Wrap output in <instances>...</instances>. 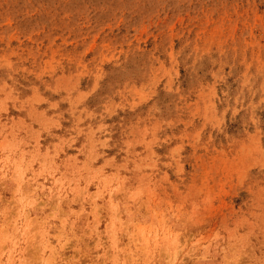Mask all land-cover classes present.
I'll return each mask as SVG.
<instances>
[{
	"label": "rangeland",
	"instance_id": "rangeland-1",
	"mask_svg": "<svg viewBox=\"0 0 264 264\" xmlns=\"http://www.w3.org/2000/svg\"><path fill=\"white\" fill-rule=\"evenodd\" d=\"M13 211L0 264L68 220L56 264H264V0H0Z\"/></svg>",
	"mask_w": 264,
	"mask_h": 264
},
{
	"label": "bare ground",
	"instance_id": "bare-ground-1",
	"mask_svg": "<svg viewBox=\"0 0 264 264\" xmlns=\"http://www.w3.org/2000/svg\"><path fill=\"white\" fill-rule=\"evenodd\" d=\"M23 155V154H22ZM39 155V154H38ZM23 160V159H22ZM32 160V159H31ZM46 164H44V163H40V164H37L36 166H32V167H29V166H27V167H25V168H30V169H35L38 173H45L43 170H40L39 168H41V167H43V166H45ZM56 165V164H55ZM44 168V167H43ZM38 169V170H37ZM23 170V169H22ZM25 174V171L23 170L22 172H20V176L21 175H24ZM90 175H91V173H90ZM64 176V179H65V175H63ZM57 178V177H56ZM110 179V178H109ZM56 181V180H55ZM70 182H71V179H70ZM69 183V182H68ZM18 184V183H17ZM65 185V184H64ZM64 185H58V187H55V189H56V191L57 192H61V191H64V190H67V188L65 189V186ZM18 187H19V184H18ZM17 188V187H16ZM36 189V188H35ZM69 189H73V190H78V189H83V190H85L86 191V187L85 186H82V187H79V186H76V185H71L70 186V188ZM19 190H20V195L22 196V198H21V200H22V202H24V203H27V199H26V195H24L23 194V192L21 191L22 189H21V187L19 188ZM33 190H34V187H33ZM17 191H18V189H17ZM27 192V191H26ZM30 193V192H29ZM14 199V198H13ZM17 200H18V198H16ZM16 199H15V201H16ZM19 200H20V198H19ZM14 202V201H13ZM59 204H60V202H61V199H59ZM16 203V202H15ZM21 203V202H20ZM30 203V201H28V204ZM94 203H96V202H94ZM32 204V203H31ZM55 205V204H54ZM54 205H53V208H54ZM11 206V205H10ZM9 206V207H10ZM94 209L96 208V207H93ZM90 210H93V209H90ZM5 211V210H4ZM3 211V212H4ZM20 211V210H19ZM75 211V210H74ZM96 211H97V209H96ZM14 212V211H13ZM28 212V211H27ZM15 213V212H14ZM13 213V214H14ZM48 213H49V211H48ZM53 213H55V216L56 217H58V210H55ZM53 213H52V215H53ZM92 213H93V211H92ZM98 213V212H97ZM96 213V214H97ZM13 214H11V215H9L10 217L8 218V220L6 221V222H8V221H11L10 223H8V230H6V228H5V230L7 231H5L4 230V227H3V231H5V232H2V235H0V236H5L6 234H11V235H14L15 237L16 236H19V234H20V232H21V225L20 224H22L23 225V223L22 222H20L19 221V217L21 216V214H22V211L21 212H18L17 211V213H15L16 214V216H13ZM25 214V217H26V215L28 214H26V213H24ZM51 215V216H52ZM86 215H87V213H86ZM93 215H95V213H93ZM7 216V215H6ZM25 217H24V219H25ZM49 217V216H48ZM46 218V217H40L38 220H39V223H40V225L41 226H44V224L45 223H47V221H48V219L49 218ZM94 217V216H93ZM97 218V217H96ZM31 219H33V218H31ZM30 219V220H31ZM35 219H37V218H35L34 217V220ZM66 219H68V218H66V216L64 217V219L62 220V221H66ZM98 219V218H97ZM29 220V219H28ZM38 220H36V222L38 221ZM95 220H93V222H94ZM35 222V221H34ZM92 222V223H93ZM32 224V222H30V221H28L27 222V224ZM95 223V222H94ZM29 224V225H30ZM35 224H37V223H35ZM28 225V226H29ZM27 226V225H26ZM63 228H61V229H59L55 234H54V239H53V241L52 242H48V241H44V240H46L47 239V237H44L45 235H43L42 237L41 236H39L40 237V241H39V239H38V242H43L42 244H41V246L39 247V249H38V252H41V254H37V255H39V256H36L35 255V253H33L34 251L32 250V251H30V252H32V254H34V255H32L31 253V255L32 256H34V258L36 259V257H38L39 259H40V262H41V264H56L57 263V260L60 258V257H58L57 255L59 254V251L60 250H62V244L64 243V240L65 239H67V238H69V237H71V236H74V235H76L77 234V230L73 227V225H72V223L68 220V221H66V223H64L63 225ZM92 227H91V229H90V234H92V232L96 229V225H91ZM2 227H0V228H2ZM26 228V227H25ZM29 229L31 228V227H28ZM149 228V227H148ZM152 228V227H151ZM150 228V229H151ZM162 228V227H161ZM168 228V227H167ZM32 229V228H31ZM44 229V228H43ZM27 230V229H26ZM25 230V231H26ZM40 230H42V229H40ZM165 230H166V228H165ZM27 231H30V230H27ZM171 231V230H170ZM169 231V232H170ZM42 232H43V230H42ZM41 232V233H42ZM95 232V231H94ZM136 235H137V238H139L138 236H141L142 235V237L141 238H144L145 240H146V237H145V234H147L143 229H137V231H133ZM142 232H144V234H142ZM160 232V231H159ZM156 233V232H155ZM32 234V233H31ZM44 234V233H43ZM111 234H113V232H112V230H111ZM149 234V233H148ZM168 234V233H167ZM32 235H34V234H32ZM114 235V234H113ZM135 235V236H136ZM234 235V234H233ZM30 236V235H29ZM155 236H156V234H155ZM158 236V235H157ZM2 237H1V239H2ZM12 237V236H11ZM35 237V236H34ZM109 237H111L112 238V236H110L109 235ZM129 237V236H128ZM176 237V236H175ZM27 238V237H26ZM35 238H37V237H35ZM135 238V237H134ZM133 238V239H134ZM141 238H139L138 239V241L141 239ZM190 238V237H189ZM240 238V237H239ZM5 239H6V237H5ZM32 239V238H31ZM76 239V238H75ZM4 240V239H3ZM36 240V239H35ZM77 240H79V239H77ZM142 240V239H141ZM166 240V239H165ZM174 240V239H173ZM2 240H0V242H1ZM135 241V240H134ZM156 241V240H155ZM176 241V240H175ZM136 242V241H135ZM10 243H14V242H10ZM35 243V242H34ZM68 243H70V242H68ZM114 243V242H113ZM175 243V242H174ZM181 243H182V241H181ZM1 244V243H0ZM3 244H5V242L3 243ZM36 245H38L37 244V240H36ZM177 245H178V243H177ZM32 246H33V244H32ZM2 247V246H1ZM26 247H27V245H26ZM31 247V246H30ZM36 247V246H35ZM145 247V246H144ZM163 247V246H162ZM32 248H34V247H32ZM31 248V249H32ZM38 248V247H37ZM66 248V247H65ZM68 248V247H67ZM1 249V248H0ZM24 249V248H23ZM30 249V248H29ZM35 249V248H34ZM149 249H150V241L147 243V246H146V253L149 251ZM4 250V249H3ZM26 250V249H25ZM143 250H144V248H143ZM55 252V253H54ZM179 252V251H178ZM5 254H7V256L8 255H10V253H11V250L9 251V252H4ZM3 253V254H4ZM138 253V252H137ZM137 253H135V254H137ZM27 254V253H26ZM29 254V255H30ZM175 254V253H174ZM178 254V253H177ZM177 256V255H176ZM30 257V256H29ZM127 257H128V255H127ZM32 258V257H31ZM30 258V260H33V259H31ZM28 258H26L25 260H27ZM182 259V258H181ZM24 260V261H25ZM36 260H38V259H36ZM174 260V259H173ZM23 261V262H24ZM29 261V260H28ZM169 261H171V260H169ZM32 262V261H31ZM36 262H38V261H36ZM59 262V261H58ZM28 263V262H27ZM23 264V263H22ZM25 264V263H24Z\"/></svg>",
	"mask_w": 264,
	"mask_h": 264
}]
</instances>
